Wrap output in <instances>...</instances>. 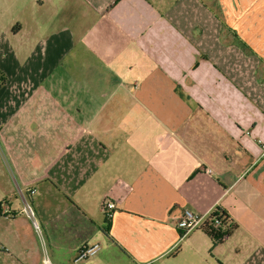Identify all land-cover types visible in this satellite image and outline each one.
<instances>
[{
	"label": "crops",
	"instance_id": "1",
	"mask_svg": "<svg viewBox=\"0 0 264 264\" xmlns=\"http://www.w3.org/2000/svg\"><path fill=\"white\" fill-rule=\"evenodd\" d=\"M112 1L0 0V136L30 154L2 172L0 260L177 264L183 211L215 208L236 226L219 244L261 257L264 0ZM22 195L53 234L43 262ZM94 243L119 256L75 261Z\"/></svg>",
	"mask_w": 264,
	"mask_h": 264
},
{
	"label": "rangeland",
	"instance_id": "2",
	"mask_svg": "<svg viewBox=\"0 0 264 264\" xmlns=\"http://www.w3.org/2000/svg\"><path fill=\"white\" fill-rule=\"evenodd\" d=\"M9 45V44H8ZM6 46V51L11 53L15 48L11 46ZM9 64V69L11 67L10 57L7 54L0 52V71L3 65ZM20 62H17L19 64ZM2 74L0 73V77ZM5 84L0 81V96L4 95L5 92ZM32 111L35 112H45L48 109V105H33L30 107ZM5 136H0V180L3 181L4 175L2 174L6 172H10L12 170L11 163L14 159V154L18 157V162L23 165L25 162H28L30 154L25 150L24 142L27 139L26 136L21 135L13 136V133L6 132ZM4 145L12 148L13 153L8 154V149L4 147ZM33 187V186H32ZM19 188H22V185L19 184ZM23 193H25L24 189H21ZM47 204V207H55V205L59 204V202L53 201L52 199L48 200V202H44ZM32 207V206H31ZM33 209V208H32ZM18 215V214H17ZM20 218V217H17ZM35 222L38 225V229H34L33 235V243L35 244V253L38 252L42 256V262L46 257H51L53 253L52 245H53V237L52 233L49 232L47 227L41 225L40 219L35 216ZM99 222H102V215L99 213L98 218H96ZM18 224H23V222H17ZM57 235V234H56ZM226 242V243H225ZM222 243L224 244L222 246ZM221 244L215 243L209 239V237L204 234L201 229H196L182 237L179 240L178 246L182 247L180 253L177 254V259L175 263L177 264H264V255L261 257H257L254 253L249 250L245 244H243V248L237 247L234 248L232 244L229 246V241L225 240ZM66 246V241L62 245ZM110 249L109 247H103L102 251L97 254V257L100 258H112L114 256H119V251L115 249ZM178 250H176V253ZM264 253V251H261ZM114 253V255H113ZM9 262H4L0 260V264H8ZM19 264V263H16ZM24 264H27L24 262ZM48 264V263H47Z\"/></svg>",
	"mask_w": 264,
	"mask_h": 264
},
{
	"label": "built area",
	"instance_id": "3",
	"mask_svg": "<svg viewBox=\"0 0 264 264\" xmlns=\"http://www.w3.org/2000/svg\"><path fill=\"white\" fill-rule=\"evenodd\" d=\"M29 192H32V190H30ZM22 196H23V207L21 213L24 214L27 218L31 219L34 228L38 229V225L34 220L35 215L31 207V204L28 202V200H26V197L24 195ZM2 205L5 206L4 214H6V217H10L9 216L10 214L7 212L8 209L7 205L6 204H2ZM99 210L105 216L106 219H110L115 210L114 201L109 200L108 198H104L100 203ZM211 212L212 210L207 213H196L190 210H184L181 217L177 221V228L182 231V237L186 236L193 230L202 229L206 217L210 215ZM219 224H220L219 221L216 218L215 219L213 218L211 224L212 228L213 229L217 228ZM99 251H100V245L98 243L84 246L78 252L75 261H83L92 258L95 255H97Z\"/></svg>",
	"mask_w": 264,
	"mask_h": 264
},
{
	"label": "trees",
	"instance_id": "4",
	"mask_svg": "<svg viewBox=\"0 0 264 264\" xmlns=\"http://www.w3.org/2000/svg\"><path fill=\"white\" fill-rule=\"evenodd\" d=\"M118 0H113L112 3L107 7L108 10L115 2ZM0 81L4 83V79L2 76L0 77ZM213 218L219 221V226L215 229L212 228V220ZM106 225H108L109 219H104ZM106 225L103 227V232L106 233ZM235 225L230 222L228 216L222 212H220L217 208L213 209L210 215H208L205 219V222L202 227V231L206 234L209 239L213 242L220 243L223 239L227 238L229 234L235 229ZM182 237V233L180 235Z\"/></svg>",
	"mask_w": 264,
	"mask_h": 264
}]
</instances>
